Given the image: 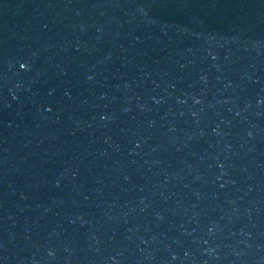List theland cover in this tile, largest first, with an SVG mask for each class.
<instances>
[{"label": "water", "instance_id": "95a60500", "mask_svg": "<svg viewBox=\"0 0 264 264\" xmlns=\"http://www.w3.org/2000/svg\"><path fill=\"white\" fill-rule=\"evenodd\" d=\"M0 264H264V0H0Z\"/></svg>", "mask_w": 264, "mask_h": 264}]
</instances>
